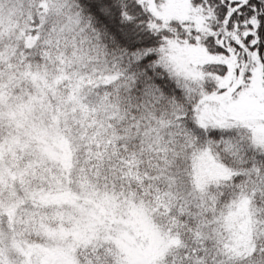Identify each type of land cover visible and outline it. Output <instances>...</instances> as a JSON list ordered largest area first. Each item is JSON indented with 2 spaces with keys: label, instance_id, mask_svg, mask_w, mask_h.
I'll use <instances>...</instances> for the list:
<instances>
[{
  "label": "snow or ice",
  "instance_id": "obj_1",
  "mask_svg": "<svg viewBox=\"0 0 264 264\" xmlns=\"http://www.w3.org/2000/svg\"><path fill=\"white\" fill-rule=\"evenodd\" d=\"M0 264H264V0H0Z\"/></svg>",
  "mask_w": 264,
  "mask_h": 264
}]
</instances>
